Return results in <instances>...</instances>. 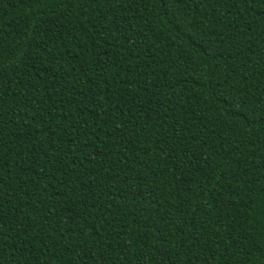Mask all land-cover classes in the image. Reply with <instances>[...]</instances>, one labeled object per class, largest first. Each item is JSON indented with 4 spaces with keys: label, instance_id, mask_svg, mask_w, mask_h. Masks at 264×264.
I'll return each mask as SVG.
<instances>
[{
    "label": "trees",
    "instance_id": "16d2710c",
    "mask_svg": "<svg viewBox=\"0 0 264 264\" xmlns=\"http://www.w3.org/2000/svg\"><path fill=\"white\" fill-rule=\"evenodd\" d=\"M0 264H264V0H0Z\"/></svg>",
    "mask_w": 264,
    "mask_h": 264
}]
</instances>
